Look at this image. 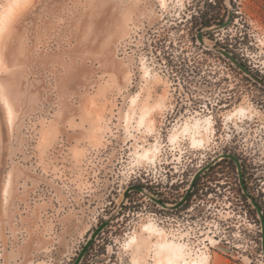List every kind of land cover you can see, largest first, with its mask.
<instances>
[{
	"label": "rangeland",
	"instance_id": "1",
	"mask_svg": "<svg viewBox=\"0 0 264 264\" xmlns=\"http://www.w3.org/2000/svg\"><path fill=\"white\" fill-rule=\"evenodd\" d=\"M11 1L0 0V14ZM15 7L0 30V264H66L103 221L86 251L115 257L104 264H155L159 238L147 223L191 258L206 252L205 264H264L234 167L202 175L181 213L157 201L178 199L222 153L264 159V0ZM210 14L231 19L201 27ZM155 145L154 158L141 155ZM133 186L142 190L124 196ZM131 235L138 241L127 246Z\"/></svg>",
	"mask_w": 264,
	"mask_h": 264
},
{
	"label": "flooded vegetation",
	"instance_id": "2",
	"mask_svg": "<svg viewBox=\"0 0 264 264\" xmlns=\"http://www.w3.org/2000/svg\"><path fill=\"white\" fill-rule=\"evenodd\" d=\"M199 19H200V23H201V21H204V20H202L203 18L199 17ZM200 23H199V25H201ZM202 39H203V34H202ZM261 156H263V155H261ZM236 159L240 165L242 181L239 178ZM215 167H217L218 169L223 168V167L226 169H228L229 167L235 168V170L237 171V175H238V183H239L240 198H241L239 200V202L242 204L239 207L243 208L242 211L244 212V214L246 216H248V215L250 216L251 215L250 212H252L255 215V218L260 223V228H261L260 230H261V237H262L261 219H260L259 214L257 212V209L254 206L251 199H253L255 201V203L260 207V209L263 213V216H264V200L262 199V197L264 198V194H263L264 188L261 187V185H264V159L260 160L258 158V156H256L254 153H252V154L247 153V152H241L238 154H235L232 152L222 153L220 156L213 159V161L196 178L194 185H193V188L191 189L187 199L185 200V202L181 206H179L177 208L167 207V206L173 205L174 203L179 201L183 197V195L185 194L186 191L184 192V194L182 196H179L178 199H176L173 202L168 201L170 199V197H167L169 199H165L164 197L159 198L158 200L162 204H164V205L159 204L161 206V208L163 210H167L169 208V210L180 211L179 213H181L183 211L181 208H183L189 202L190 198L195 195L194 190H196L198 187V180L200 179V177L202 175H205L206 172L213 170ZM209 176L210 175H208V177ZM241 182H243V185L241 184ZM200 190L202 191V189H200ZM206 190H208V188H206ZM186 208L187 207H185L184 210ZM226 226H229V225H226ZM105 227H107V225L104 226L103 228H105ZM89 256H90L89 251H85L84 254L82 255L80 261L77 264H104V263H107V262L115 259V257L112 256L111 254H109L108 258H106V255L103 253V251H97V255H96L97 258L94 261L91 260V258ZM75 258H76V256H74V258H72V259L71 258L67 259L66 264H73L75 261Z\"/></svg>",
	"mask_w": 264,
	"mask_h": 264
},
{
	"label": "bare ground",
	"instance_id": "3",
	"mask_svg": "<svg viewBox=\"0 0 264 264\" xmlns=\"http://www.w3.org/2000/svg\"><path fill=\"white\" fill-rule=\"evenodd\" d=\"M162 1H164V0H162ZM18 3H19V0H12L10 2V4L8 6H6V9L4 10V12L0 14V30H1V27L3 26V24L5 22H7L6 20H8V18H7L8 15L10 13H12L15 5H17ZM236 111L238 113H240V112H243L244 109L239 108L238 110L236 109ZM146 113L148 114V112H146ZM195 126H197V128H199V126H200V122L198 119L196 120ZM204 129H205V133L207 134L208 130L210 129V120L209 119H205V128ZM183 131L189 132V135H188L189 139H190L189 141L193 145H196V146H203L204 145L205 138H204V136L196 135L197 130L195 132H192L190 130V127L184 126ZM197 132H199V131H197ZM176 136H177L176 133L173 134L170 137L171 140L175 141ZM157 150H158V147L155 145L154 149H144L142 151L141 155L147 157V159H150V155L152 156V158H154L156 155L155 152ZM142 228H143V230H146L149 234H156L159 238V240L155 243V247H156L155 248V251H156L155 252V258H154L155 264H205L207 262L208 254L206 252H201L200 255H198L196 257L194 256V258L187 256V255H189L187 245L180 240L168 239L166 237H163V230L161 228H159L156 224H153V223L143 224ZM137 241H138L137 236L133 235L130 238V240L126 243V245L130 246L132 243H137ZM133 260H134V262L137 261L136 258H134Z\"/></svg>",
	"mask_w": 264,
	"mask_h": 264
},
{
	"label": "water",
	"instance_id": "4",
	"mask_svg": "<svg viewBox=\"0 0 264 264\" xmlns=\"http://www.w3.org/2000/svg\"><path fill=\"white\" fill-rule=\"evenodd\" d=\"M230 19H231V15L229 14L227 19L224 20L222 23L218 24V28H222V27H225L229 24L230 22ZM197 38L199 39V41H203L202 39V32L200 31L198 34H197ZM222 53L228 57L233 63H235V65H237L241 70H243L244 72H247V73H250L251 75H253L255 78L259 79V76L256 75L255 73L251 72L250 69L248 67H246L243 63H241L235 56H233L232 54H230L229 52L225 51V50H222ZM236 163H237V168H238V173H239V178L240 180L242 181V175H241V169H240V165L236 159ZM209 164L205 165L204 167L200 168L192 177L191 181H190V184L185 192V194L183 195V197L177 201L176 203H174L173 205H170V206H167L169 208H177L179 206H181L185 200L187 199L191 189L193 188V185H194V182L196 180V178L201 174V172L208 166ZM241 184L243 185V182H241ZM132 188H135V189H138V190H142V188L140 186H133V187H129L125 190L124 192V196H126V194L129 192L130 189ZM254 206L256 207L257 209V212L259 214V217L261 219V225H262V237H261V242H262V252H263V255H264V216H263V213L260 209V207L255 203V201L253 199H251ZM158 203L162 204L159 200H157ZM164 205V204H162ZM107 222L108 221H103L100 225H98L93 231L92 233L90 234V237L86 240L85 244L83 245L82 249L77 253L76 255V258H75V261L73 264H77L82 255L84 254V252L88 249V247L91 245L92 241L95 239L96 235L99 233V231L101 229H103L104 226L107 225Z\"/></svg>",
	"mask_w": 264,
	"mask_h": 264
},
{
	"label": "trees",
	"instance_id": "5",
	"mask_svg": "<svg viewBox=\"0 0 264 264\" xmlns=\"http://www.w3.org/2000/svg\"><path fill=\"white\" fill-rule=\"evenodd\" d=\"M202 20H204V21H201V23H200L201 27H208L215 21H219V22L223 21V19H217V17H215L213 14H210L209 17H207V16H205V18L203 17Z\"/></svg>",
	"mask_w": 264,
	"mask_h": 264
}]
</instances>
